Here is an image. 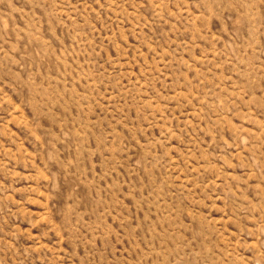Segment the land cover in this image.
<instances>
[{"label":"rangeland","instance_id":"1","mask_svg":"<svg viewBox=\"0 0 264 264\" xmlns=\"http://www.w3.org/2000/svg\"><path fill=\"white\" fill-rule=\"evenodd\" d=\"M0 264H264V0H0Z\"/></svg>","mask_w":264,"mask_h":264}]
</instances>
